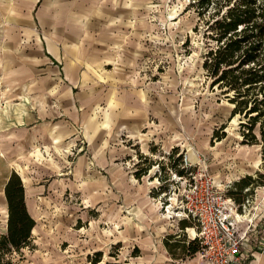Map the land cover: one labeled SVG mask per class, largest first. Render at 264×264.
Here are the masks:
<instances>
[{
    "label": "rangeland",
    "instance_id": "374dc122",
    "mask_svg": "<svg viewBox=\"0 0 264 264\" xmlns=\"http://www.w3.org/2000/svg\"><path fill=\"white\" fill-rule=\"evenodd\" d=\"M149 4L145 13L136 14L130 59L91 64H100L98 68L109 76L90 79L97 91L83 95V100L93 99L107 110L108 116L101 110L95 122H109L111 126L99 131L96 140L109 137L112 142L117 138L120 156L115 162L121 170L120 188L107 189L103 203H92L89 195L98 171L77 175L75 169H69L61 177L31 169L34 186L48 181L66 183L53 191V203L42 206L46 212L38 223V235L33 237L34 249L25 250L24 264H94L90 257H95L97 251L103 253L97 264L108 260L122 264H195L180 248L176 250L180 257L173 258L163 243L164 237L175 232L187 238L192 235L190 229L180 231L178 224L182 215L177 199L181 183L174 179L177 171L173 166L188 168L187 161L191 169H208L221 186L232 185L246 175L254 177L239 224L240 231L246 233V264L253 258L252 253L256 257L264 254V140L259 124L255 132L260 143L242 144L241 123L247 119L239 114L231 117L234 104L217 86L211 87L212 80L203 66L207 51L214 45L207 29L213 12L221 5L213 4L207 11L198 6V0H151ZM200 11L207 12L201 16ZM38 32L44 34L43 29ZM119 50L125 52V47ZM13 73L18 74L21 83L11 79ZM29 74L30 63L0 61V120L9 111L5 112L2 104L14 107L15 101L21 100L15 94L11 98L6 94L10 82L13 87L24 82L28 85L32 80L26 77ZM129 78L133 80L126 84ZM119 85L122 88L116 89ZM112 89L117 92L110 95ZM142 93L150 110V125L141 135L130 138L127 128H117V112L122 107V97L130 94L132 104L138 107ZM109 96L115 105H107ZM40 97L35 108L44 101L41 94ZM72 97L81 102L79 95ZM89 112L93 113V109ZM85 126L81 121V138ZM224 133L225 138H214ZM109 170L102 172L110 182ZM136 173L142 174L138 177ZM2 182L3 178L0 185ZM237 198L242 196L237 194ZM139 200L156 203V209L150 212ZM7 213L0 198V232L6 229Z\"/></svg>",
    "mask_w": 264,
    "mask_h": 264
},
{
    "label": "crops",
    "instance_id": "0c3cea01",
    "mask_svg": "<svg viewBox=\"0 0 264 264\" xmlns=\"http://www.w3.org/2000/svg\"><path fill=\"white\" fill-rule=\"evenodd\" d=\"M150 1L0 0V61L30 63L31 74L26 77L32 78L28 85L24 82L13 87L10 82L6 94L9 98L15 94L22 101H15L14 107L2 104L3 110L9 111L0 120V179L3 178L0 198L8 212L5 185L12 172L18 173L25 186L28 209L36 220L33 237L38 235V223L46 212L42 206L53 203V191L66 181L59 184L48 181L34 186L35 176L31 169H39L41 174L50 171L49 174L61 177L69 169H75L77 175H92L98 171L89 195L92 203H103L101 200L107 189L120 188L121 170L115 162L120 156L118 140L111 142L109 137L96 140L99 131L111 126L109 122H95L101 110L108 116L107 110L93 99L83 100V95L97 91L96 85L91 86L90 79L109 76L98 68L100 64L130 59L129 46L134 42L131 39L136 14L150 9ZM39 29H43L44 34L38 32ZM121 47H125V52L119 50ZM94 63L100 64L96 68L91 65ZM10 76L21 83L17 73ZM131 80L133 78L126 84ZM119 86H115L116 89L122 88ZM109 92L112 95L117 91ZM40 94L44 101L35 108L34 103L41 101ZM73 94L79 95L81 102L73 100ZM144 99L142 93L139 106L135 107L130 94L122 97L117 128H127L130 138L141 135V131L150 125V110ZM115 104L109 96L107 105ZM81 121L86 125L82 138L79 136ZM103 169H110V182ZM143 200H139L141 206L153 211L156 203L150 205L149 201L142 203ZM192 227L186 228L191 230ZM175 234L180 237V232ZM259 255L256 257L255 254V263H264V254Z\"/></svg>",
    "mask_w": 264,
    "mask_h": 264
},
{
    "label": "trees",
    "instance_id": "16d2710c",
    "mask_svg": "<svg viewBox=\"0 0 264 264\" xmlns=\"http://www.w3.org/2000/svg\"><path fill=\"white\" fill-rule=\"evenodd\" d=\"M213 4L221 7L213 12L212 23L207 29L214 45L207 51L203 66L212 80L211 87L217 86L234 104L231 117L239 114L247 119L241 123L242 144H258L260 139L255 132L258 124L264 140V0H198V6L207 11ZM207 11H200L199 14L203 16ZM225 137V133L222 136L214 135L217 140ZM173 166L180 175L191 169H177L176 164ZM141 174L136 173L138 177ZM254 183V177L246 175L230 185L227 193L237 203H244L245 195L248 196ZM152 192L155 194L154 190ZM237 194L242 199L237 198ZM5 195L8 218L6 231L0 232V264H24L25 250L34 249L36 220L28 209L25 186L18 173L12 172L10 175L5 185ZM179 224L185 229L193 226L194 222L183 218ZM164 244L175 259L180 257L176 252L178 248L191 258L200 249L197 238L188 239L181 234L180 237L178 234L168 235L164 238ZM113 256L116 257L115 254ZM102 257L103 253L97 251L90 261L97 264ZM105 264L122 263L108 260Z\"/></svg>",
    "mask_w": 264,
    "mask_h": 264
},
{
    "label": "built area",
    "instance_id": "2783aa9c",
    "mask_svg": "<svg viewBox=\"0 0 264 264\" xmlns=\"http://www.w3.org/2000/svg\"><path fill=\"white\" fill-rule=\"evenodd\" d=\"M187 167H191L186 162ZM180 180L177 194L178 208L182 215L194 222L192 229L200 249L191 258L195 264H246L249 253L246 249V233L240 231L243 209L247 204L237 203L228 195L230 184H217L208 169H187L186 174H174ZM171 199V197H169ZM249 264L255 263V253Z\"/></svg>",
    "mask_w": 264,
    "mask_h": 264
},
{
    "label": "bare ground",
    "instance_id": "6f19581e",
    "mask_svg": "<svg viewBox=\"0 0 264 264\" xmlns=\"http://www.w3.org/2000/svg\"><path fill=\"white\" fill-rule=\"evenodd\" d=\"M170 212V211H169ZM191 232H192V234H195V231L193 230V229H191Z\"/></svg>",
    "mask_w": 264,
    "mask_h": 264
}]
</instances>
